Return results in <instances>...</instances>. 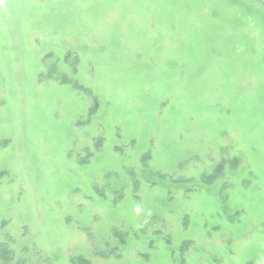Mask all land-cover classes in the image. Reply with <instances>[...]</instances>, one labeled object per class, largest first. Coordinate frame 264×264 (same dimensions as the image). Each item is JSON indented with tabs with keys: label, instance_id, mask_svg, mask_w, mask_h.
<instances>
[{
	"label": "rangeland",
	"instance_id": "1",
	"mask_svg": "<svg viewBox=\"0 0 264 264\" xmlns=\"http://www.w3.org/2000/svg\"><path fill=\"white\" fill-rule=\"evenodd\" d=\"M2 243L264 264V0H0Z\"/></svg>",
	"mask_w": 264,
	"mask_h": 264
},
{
	"label": "trees",
	"instance_id": "2",
	"mask_svg": "<svg viewBox=\"0 0 264 264\" xmlns=\"http://www.w3.org/2000/svg\"><path fill=\"white\" fill-rule=\"evenodd\" d=\"M199 185L201 183H198ZM208 186V185H206ZM197 189V188H194ZM99 192V191H97ZM222 204V203H221ZM182 250V249H181ZM188 248L185 250H182L183 252H186ZM101 257H107L106 254L101 253ZM0 260H3L4 262L2 264H23L22 262H15L14 261V252L8 247L7 243L0 244ZM83 264H88L85 260H80Z\"/></svg>",
	"mask_w": 264,
	"mask_h": 264
}]
</instances>
